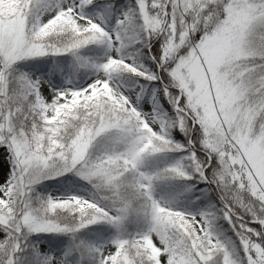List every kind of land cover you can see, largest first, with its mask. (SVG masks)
<instances>
[{"label": "snow or ice", "instance_id": "1", "mask_svg": "<svg viewBox=\"0 0 264 264\" xmlns=\"http://www.w3.org/2000/svg\"><path fill=\"white\" fill-rule=\"evenodd\" d=\"M0 264H264V0H0Z\"/></svg>", "mask_w": 264, "mask_h": 264}]
</instances>
